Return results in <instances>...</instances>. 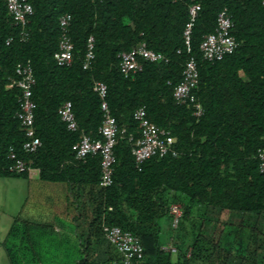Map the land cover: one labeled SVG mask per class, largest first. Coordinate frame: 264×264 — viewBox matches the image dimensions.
I'll return each mask as SVG.
<instances>
[{"label": "trees", "instance_id": "trees-1", "mask_svg": "<svg viewBox=\"0 0 264 264\" xmlns=\"http://www.w3.org/2000/svg\"><path fill=\"white\" fill-rule=\"evenodd\" d=\"M32 15L27 38L0 0V179H28L8 171V151L25 159L42 182L64 184L76 212L71 217L78 258L75 264H112L118 259L102 228L119 227L137 237L142 264H264V174L258 152L264 150V8L261 0H203L188 46L183 40L190 0H27ZM226 10L233 23V54L203 60L199 46L212 34ZM70 15L73 58L57 66L58 20ZM94 60L82 69L88 39ZM9 41V42H8ZM139 43L166 62H144L141 72L124 77L118 55ZM197 65L193 94L203 114L173 100L186 63ZM29 64L35 84L34 130L41 146L21 150L25 138L14 118L20 91L8 85L15 69ZM96 82L107 88L106 102L119 134L112 184L100 185V158L77 161L73 147L82 135L99 139L101 100ZM70 102L77 131L70 132L58 111ZM143 107L152 125L167 130L177 155L152 157L138 170L131 150L140 138L132 118ZM180 204L182 218L171 228L168 210ZM89 218L81 224L85 209ZM238 223L230 222L231 216ZM167 220L176 253L161 250L160 220ZM254 220L246 224L245 220ZM28 222L15 221L5 242L9 264H41ZM169 241V242H170ZM100 249L101 254L98 255ZM174 256V259H173Z\"/></svg>", "mask_w": 264, "mask_h": 264}, {"label": "built area", "instance_id": "built-area-1", "mask_svg": "<svg viewBox=\"0 0 264 264\" xmlns=\"http://www.w3.org/2000/svg\"><path fill=\"white\" fill-rule=\"evenodd\" d=\"M4 1L7 12L14 25L21 31L20 41H25L28 35L26 31L27 26L33 13L31 5L27 0ZM171 1L176 2L178 0ZM202 1L190 0L187 10L188 22L184 26L182 34L187 46L190 42L191 31L195 20L201 10ZM261 6L264 8V0H261ZM70 22L71 16L68 14L61 16L58 20L60 37L58 49L54 53L53 59L56 65L60 67L70 65L73 58V45L69 37ZM232 27L233 23L226 10L219 12L216 17L214 32L205 36L200 43L199 50L203 60L209 63H215L234 53L237 44L230 35ZM118 58L119 69L124 77H132L141 72L144 62L159 63L167 61L162 54L147 49L145 43H139L129 51L120 53ZM93 60V38L90 37L87 42V51L82 69L87 70ZM34 84L35 79L31 66L29 64H20L15 69V79L8 85V88L15 87L20 91L18 110L14 118L19 123L25 138L21 146L24 154L34 153L41 146L40 140L37 138L34 130L35 104L32 101V88ZM197 85V65L195 60L191 58L186 63L182 71L181 81L174 87L172 95L175 103L186 106L191 110L194 117L199 118L202 116L203 110L193 94ZM93 89L101 100L100 110L102 113V122L98 128L99 139H92L86 135H82L80 141L73 147V151L77 161H84L87 157L91 156H99L100 185L105 188L109 187L113 182L112 168L116 163L114 148L119 134H123L124 130L119 131L116 120L110 113L106 102V86L103 83L96 82ZM58 114L61 122L66 125L68 131H77L78 126L70 102H65L59 109ZM132 118L138 124L141 134L131 150V155L138 170L152 157L177 155L173 148L174 138L171 137L167 130L152 125L143 107L136 109L132 114ZM8 159L10 160L8 171L11 173L30 174L33 171L25 159L18 156L13 148H10L8 151ZM258 160L259 171L264 174V150L258 152ZM168 213L171 218V228L176 229L182 218L181 205L171 204ZM102 231L105 240L115 249L119 256L112 264L143 263V247L137 237L129 232L123 231L119 227L104 226ZM161 250L172 254L176 253V248L172 245L171 241L163 245Z\"/></svg>", "mask_w": 264, "mask_h": 264}, {"label": "rangeland", "instance_id": "rangeland-1", "mask_svg": "<svg viewBox=\"0 0 264 264\" xmlns=\"http://www.w3.org/2000/svg\"><path fill=\"white\" fill-rule=\"evenodd\" d=\"M65 210L69 217L60 218L57 214ZM14 211L20 212V218L17 219L19 223L28 220L32 224L30 232L35 240L39 231L36 252L41 264H75L78 254L70 218L76 210L67 199L64 185L42 182L37 172H31L26 180L0 179V212ZM88 218L89 211L86 208L81 224ZM230 222L237 224L238 217L231 216ZM244 222L254 224L253 219ZM167 224L165 218L160 220L161 240L165 245L170 241ZM257 224L261 228L264 226L262 220ZM100 254L99 249L98 255ZM0 264H9L5 255H0Z\"/></svg>", "mask_w": 264, "mask_h": 264}, {"label": "crops", "instance_id": "crops-1", "mask_svg": "<svg viewBox=\"0 0 264 264\" xmlns=\"http://www.w3.org/2000/svg\"><path fill=\"white\" fill-rule=\"evenodd\" d=\"M32 172H37V171L33 170ZM37 174H38V172H37ZM62 185H64V184H62ZM64 188H65V191L67 192V188L65 185H64ZM66 212H67V210H65L64 212L62 211V213L59 212V214H57V215H59L60 218L63 217L66 219L69 217ZM73 215L74 214H72V216ZM19 216H20V212H18V211H14L13 213L0 212V255L6 256V252H5L6 238L8 237L9 232H10L12 226L14 225L15 221L20 218ZM70 220H71V218H70ZM23 221L28 222V220H23ZM55 230L58 231V229H55ZM41 232L43 233V231H41ZM37 236L39 237V231H37Z\"/></svg>", "mask_w": 264, "mask_h": 264}]
</instances>
